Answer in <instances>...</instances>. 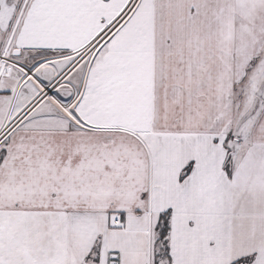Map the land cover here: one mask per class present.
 I'll list each match as a JSON object with an SVG mask.
<instances>
[{"label":"snow or ice","instance_id":"6c2138e0","mask_svg":"<svg viewBox=\"0 0 264 264\" xmlns=\"http://www.w3.org/2000/svg\"><path fill=\"white\" fill-rule=\"evenodd\" d=\"M0 264H264V0H0Z\"/></svg>","mask_w":264,"mask_h":264}]
</instances>
